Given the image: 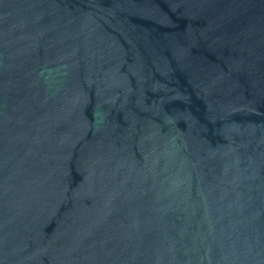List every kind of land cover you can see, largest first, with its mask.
I'll return each instance as SVG.
<instances>
[{
    "label": "water",
    "instance_id": "obj_1",
    "mask_svg": "<svg viewBox=\"0 0 264 264\" xmlns=\"http://www.w3.org/2000/svg\"><path fill=\"white\" fill-rule=\"evenodd\" d=\"M0 264H264V0H0Z\"/></svg>",
    "mask_w": 264,
    "mask_h": 264
}]
</instances>
